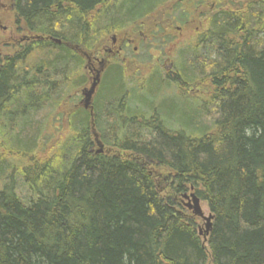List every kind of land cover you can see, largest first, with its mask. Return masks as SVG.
<instances>
[{
	"label": "trees",
	"instance_id": "1",
	"mask_svg": "<svg viewBox=\"0 0 264 264\" xmlns=\"http://www.w3.org/2000/svg\"><path fill=\"white\" fill-rule=\"evenodd\" d=\"M146 4L12 0L29 34L0 63V264H264V0L211 13L179 53L189 77L166 73L183 90L207 84L192 131L131 105L114 63L94 115L68 113L64 139L38 153L52 110L85 82L80 51L164 0ZM190 192L212 215L206 242Z\"/></svg>",
	"mask_w": 264,
	"mask_h": 264
},
{
	"label": "rangeland",
	"instance_id": "2",
	"mask_svg": "<svg viewBox=\"0 0 264 264\" xmlns=\"http://www.w3.org/2000/svg\"><path fill=\"white\" fill-rule=\"evenodd\" d=\"M158 1V0H157ZM153 0H146L148 4L145 7L154 4ZM202 1V3L200 2ZM247 0H164V4L160 7L163 10H154L148 16L140 19L139 21L125 25L120 31H114L104 37L94 51V55L100 59L104 58L108 61V65L118 64L121 66L129 90L134 99L130 101L131 105H136L135 108H154L158 113L163 116L169 117L174 124L173 128H185L187 131H192L191 116L197 115L198 108L203 107L201 101L202 96L208 90L205 81L198 85L185 86L179 88L173 80L166 81V73L175 71L181 75L187 76L190 68L186 64L187 57L183 55L184 61L181 62L179 53H188L191 46L196 44L197 37L201 33L204 23L207 22V17L210 16L209 12L212 9L223 10L231 9L233 4L242 3L246 4ZM200 2V3H199ZM200 8L192 10V6ZM181 7L184 10L183 15L175 13ZM159 8V7H158ZM165 9V10H164ZM202 9V10H200ZM132 11V10H131ZM147 10H136V13L142 14ZM205 14L206 19L203 18ZM188 20V22H186ZM0 22L4 28H0V58L5 54H11L18 51L20 47L18 44L24 45L26 37L29 34L26 25L22 21H18L15 11L12 9V0H0ZM123 25V24H122ZM177 27H181L178 29ZM205 29V28H203ZM200 32V33H199ZM264 32L262 33V35ZM260 35V33H259ZM26 36V37H25ZM116 37L117 43L112 47V38ZM132 40L131 45L126 51L118 56L107 55L106 48H112L114 51L117 46L125 38ZM168 38V40L162 41ZM170 39V40H169ZM163 42V43H162ZM156 44H159L156 46ZM106 54V55H105ZM188 56V54H187ZM87 60L83 64L86 65ZM95 67L98 69V63L95 61ZM83 67V65H82ZM110 66L106 67L108 69ZM89 68V66H88ZM83 67L85 73V82L76 89L70 91L61 105H57L52 110L51 115L47 118L51 119V125L46 124L44 129H41L39 155L42 157L49 155L57 146L59 141L63 138L66 131V119L73 110L82 108L84 105L83 89L89 88L92 82V75L90 68ZM115 72V71H112ZM171 72V73H173ZM191 72V71H190ZM193 71L191 72V74ZM174 74H171L174 76ZM189 77V76H187ZM110 79V78H109ZM103 85V84H102ZM102 87V86H101ZM100 87L96 89L98 93ZM203 91V92H201ZM94 95V101L96 99ZM201 93V94H200ZM103 99V94L99 95V102ZM136 100V101H135ZM139 105V107H137ZM141 106V107H140ZM143 106V107H142ZM84 107V106H83ZM133 107V108H134ZM101 111L100 106H98ZM147 111V110H146ZM45 111L39 113L37 118H42ZM190 118V119H189ZM197 121V118H196ZM49 123V122H48ZM181 125V126H180ZM2 129L0 130V155L8 157L5 154L4 144H2L5 136H3ZM5 139V138H4ZM99 140V138H97ZM99 142V141H98ZM97 148L103 149V145L97 144ZM3 152V153H2ZM1 159V158H0ZM9 163H4L3 167ZM9 172V170H8ZM191 193V192H190ZM191 199V198H190ZM190 200L182 198V203L185 207ZM200 206L204 216H208L210 211L205 202L200 201ZM188 208V207H187ZM189 209V208H188ZM191 211V209H189ZM197 217L198 230L204 242H206V234L203 233L205 229V220L203 217Z\"/></svg>",
	"mask_w": 264,
	"mask_h": 264
},
{
	"label": "flooded vegetation",
	"instance_id": "3",
	"mask_svg": "<svg viewBox=\"0 0 264 264\" xmlns=\"http://www.w3.org/2000/svg\"><path fill=\"white\" fill-rule=\"evenodd\" d=\"M201 3H202V1H200ZM199 2V3H200ZM201 7V4H199L198 6H195V5H193L192 6V10H196L197 8H200ZM180 9L179 10H175V13H177V14H184V13H186V12H184V10H182V8L181 7H179ZM12 9L13 10H16L15 8H14V6L12 5ZM152 10H163V9H161L160 7L158 8V7H154ZM165 10V9H164ZM200 10H202V9H200ZM223 10H227V9H223ZM215 11H222V10H216V8L215 9H212L211 10V12H209V14H211V13H214ZM204 16H203V18L202 19H206V17H205V14H203ZM140 20V19H139ZM141 21V20H140ZM186 22H188V20L186 21ZM208 22V21H207ZM207 22L206 23H204V25H205V27H206V25H207ZM0 28H4L2 25H1V22H0ZM178 29H180L181 27H177ZM203 28H204V26H203ZM203 28H202V31H203ZM26 37V36H25ZM27 37H26V42H27ZM165 40H168V38H166V39H163L162 41L164 42ZM170 40V39H169ZM25 42V43H26ZM131 42H132V40L130 39V38H125V39H123L121 42H120V44L117 46V49L114 51V49H112V48H106L104 51H105V53L107 54V55H112V56H118V55H121V54H123L125 51H126V49H128L129 47H130V45H131ZM162 42V43H163ZM111 43H112V47H115L116 45V43H117V39H116V37H113L112 38V41H111ZM159 44H156V46H158ZM18 46L21 48L23 45L22 44H18ZM81 52V56H82V58L84 59V61L85 60H87V62H86V65H84L83 64V67L85 68V66H86V68H88V66H89V68H90V73H91V75H92V80H93V78H94V76H95V74H96V71H100V78H99V82H98V84H97V88H98V86L100 87V85H101V81H103L104 80V72L107 70L106 69V67H108V66H111V64L110 65H108L107 66V64H108V61H106L104 58H102V59H100L99 57H97V56H95L94 55V51H91V52H87V51H80ZM15 52H13V53H11V54H5V56H10V55H13ZM105 54V55H106ZM4 56V57H5ZM3 57V58H4ZM3 58H0V63L2 62V60H3ZM95 61H97V63H98V69H96V67H95V64H93V63H95ZM88 68V69H89ZM85 74V73H84ZM86 79V78H85ZM92 83V82H91ZM84 89H86V88H84ZM83 89V90H84ZM95 93H97V92H95ZM93 94L92 95V98H91V102H90V106H89V109H88V111H89V113L93 116L94 115V105H93V99H94V95H96V94ZM90 109H92V112H90Z\"/></svg>",
	"mask_w": 264,
	"mask_h": 264
},
{
	"label": "water",
	"instance_id": "4",
	"mask_svg": "<svg viewBox=\"0 0 264 264\" xmlns=\"http://www.w3.org/2000/svg\"><path fill=\"white\" fill-rule=\"evenodd\" d=\"M56 41L60 42L59 40H56ZM99 78H100V71L98 70V71H96V74L92 80L90 87L83 90V100L82 101L84 103L85 108H89V106H90L91 98H92V95L95 91V87L97 86V84L99 82ZM90 112H92V109H90ZM98 144H99V142H98ZM101 151H102V148L99 149V152H101ZM184 198L190 200L188 202V204H186V205L189 209H191L193 214L201 216L205 220L204 233L207 235L209 233L210 228H211L212 215L211 214H209L208 216L203 215V212H202V209L200 206V200L194 193H190L189 195L185 194Z\"/></svg>",
	"mask_w": 264,
	"mask_h": 264
},
{
	"label": "bare ground",
	"instance_id": "5",
	"mask_svg": "<svg viewBox=\"0 0 264 264\" xmlns=\"http://www.w3.org/2000/svg\"><path fill=\"white\" fill-rule=\"evenodd\" d=\"M96 89H97V87H95V91H94V93L96 92ZM94 93H93V94H94ZM82 102H83V101H82ZM83 104H84V103H83ZM83 106H84V105H83Z\"/></svg>",
	"mask_w": 264,
	"mask_h": 264
}]
</instances>
